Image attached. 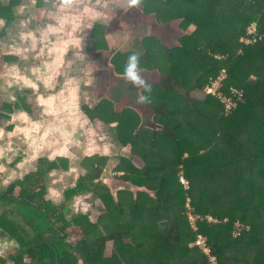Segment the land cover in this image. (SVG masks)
<instances>
[{
    "label": "trees",
    "instance_id": "trees-1",
    "mask_svg": "<svg viewBox=\"0 0 264 264\" xmlns=\"http://www.w3.org/2000/svg\"><path fill=\"white\" fill-rule=\"evenodd\" d=\"M21 1L0 0V36L14 24ZM143 1L159 5L151 8L159 22L181 19L183 30L195 27L178 47L149 35L141 43L144 52L112 57L119 74L135 53L138 69L161 75L147 89L131 86L146 97L156 129H144L135 111H118L110 99L82 106L93 123L114 124L118 143L144 163L136 167L122 157L117 168L136 193L115 196L104 179L109 158L94 156L82 159L84 174L55 206L45 201L46 181L66 171L68 161L39 159L34 172L7 188L0 181V236L11 242L1 264H264V0ZM113 30L96 22L89 50H109ZM14 58L4 55L0 65ZM20 110L30 112L25 96L0 102V129L10 128L6 124ZM217 140L223 152H208ZM79 195L104 206L96 222L81 214L67 220L68 204ZM74 234L79 238L71 243ZM199 236L209 254L196 245Z\"/></svg>",
    "mask_w": 264,
    "mask_h": 264
},
{
    "label": "crops",
    "instance_id": "crops-1",
    "mask_svg": "<svg viewBox=\"0 0 264 264\" xmlns=\"http://www.w3.org/2000/svg\"><path fill=\"white\" fill-rule=\"evenodd\" d=\"M2 1L7 2V0ZM39 1L41 7L37 5ZM137 2L138 0L134 4L130 0H86L81 3L82 10L79 12L83 17L82 22H86L87 15L94 16L95 20L86 35L81 36L82 38L75 37L76 41H80L75 44H82L81 40L84 41L83 49H81L85 50L83 59L76 58L75 61H72L71 56V23L79 19L74 15L75 11L73 10H71V16L68 14L70 17L60 16V10L64 7L67 9L70 5L67 0H63L59 6H51L50 3L45 5L42 0H35L37 6L35 5L36 8L34 7L30 12L33 13L38 8L43 10L41 18L33 21L27 17V13L22 14V6L28 2H22L23 4L21 3L15 8L16 20L14 24L5 35L0 36L2 55L15 57L13 61H7L0 65V102L12 103L16 96H25V103L30 112L16 111L9 122L12 124L7 126L10 128L0 129V177H5L2 178V181L13 177L11 180L16 182L34 172L36 169L35 157L38 154H41L40 157L43 156L54 161L60 158L68 161L66 171L60 170L50 174L57 179H65L59 186L54 185L56 179L50 181L49 178L52 177L49 175L47 181L50 183V188H46V196L52 200L54 197H59L58 190L54 192L53 186L63 189L61 199H64V193L74 186L76 180L71 182V158L74 156H76L77 167L81 175L84 174L79 167L82 159L94 156L109 158L104 179L105 182L110 181L107 177L108 167L113 162L119 164L120 159L126 157L125 152L130 149L123 147L116 140L114 124L106 126L100 122L93 123L83 113L79 98L81 99L83 92L88 93V87L93 85L92 77L95 76V65L99 61L96 56L91 55L94 52L89 50L95 23L98 20L106 21V17L109 18V10L119 8L125 15L130 14V11L137 6ZM129 4H132L131 10L128 8ZM148 13L156 15L155 11ZM170 22L158 23L169 25ZM4 25L5 20L1 18L0 31ZM13 32L19 35L18 41L9 39L7 43L6 41L3 43L6 37L11 36ZM115 32L107 35L109 50L101 49L97 52L104 54L112 51L113 57L115 53L122 51L123 48L114 50V47L111 46L110 38ZM145 36L149 35L145 34ZM85 38H88L89 41H85ZM112 57L108 60L109 67L113 69L111 76L117 77L118 80L124 78V74L115 71L111 62ZM92 61L96 64H92ZM95 81L101 83L100 79ZM132 85L140 87L136 84H131L130 87ZM82 87H87V89L82 91ZM79 89L82 93L79 92ZM106 89L107 93H110L107 86H105V91ZM132 90L141 97L139 90ZM102 99L108 98L101 95L93 105L88 103L84 106L88 105L93 108ZM115 105L118 111H123L126 108L134 111V107L126 105L123 100ZM65 130L67 136L63 134ZM122 173L124 174V172ZM64 182H67L66 186Z\"/></svg>",
    "mask_w": 264,
    "mask_h": 264
},
{
    "label": "rangeland",
    "instance_id": "rangeland-1",
    "mask_svg": "<svg viewBox=\"0 0 264 264\" xmlns=\"http://www.w3.org/2000/svg\"><path fill=\"white\" fill-rule=\"evenodd\" d=\"M67 1H68V4H70V5H68L67 9H65V7H64V9L60 10V16H62L63 18L65 16H69L71 14V10H73V11H75L74 15H76L79 19V20L71 23V37L70 38H71L72 61L73 60L75 61L76 58L81 60V59H83L82 56L85 54V50H82L83 49L82 47L84 45V41L81 40L83 45L82 44H75V42L76 43L80 42L79 40L76 41L75 37L76 36L81 37V36H84V34L86 35V33L89 30V27L92 25V22L95 20V18H94V16L87 15L88 17H86V22L85 23L82 22L83 17H81V13L79 11L82 10L81 3H84L86 0H67ZM22 2L23 3L28 2L25 4V6H22V14L25 15L27 13V17L31 18L32 19V20L30 19L31 21L36 20L37 18H41V16H42L41 13H42L43 9L38 8L35 12H33V13L30 12L34 7L36 8V6H37L35 4V0H22L21 3ZM42 2L43 3L45 2V5L50 3L51 6H53V5L59 6L63 3V0H42ZM158 6L159 5H157V4L150 6L146 3H144L143 0L142 1L138 0L137 6L135 7L134 10L130 11V14L128 13L127 15H125L119 8H117L115 10L114 9L109 10V18L106 17V21H104V22L108 25H111V28L114 29L112 32L116 31L115 34H113V36H111V38H110V43H111V46L114 47V50L119 49V48H123L122 49L123 53L130 51V50L137 51L139 53L144 52V47L142 46L141 43L143 40L142 38L146 37L145 34L155 35V36L160 37V39L163 40V42H165L169 48L178 47L179 46V38L182 35L186 34L187 32H191L195 27L193 25H191L189 27V30H186V31L183 30L181 25H180L181 19H174L169 23V25H161L160 23H158L159 21H158L155 14L148 13V11L153 12V10H151V8H157ZM131 7H132V4L131 5L129 4L128 8H130V10H131ZM79 13H80V16H78ZM149 14H152V15H149ZM74 18H76V17H74ZM98 22H102V20H100V21L98 20ZM29 23H30V21H29ZM229 38H230V36H229ZM9 39L14 40V41H18L19 35L17 33L13 32V34L11 36L6 37V39L4 40L3 43H5V41L7 43L9 41ZM85 41H89V39L85 38ZM126 41H128V42H126ZM241 41H243V40H240V42ZM74 46H76V47H74ZM91 55L96 56V58H98L99 61L97 62V64L92 61V64H96L95 65V76L92 77V80H94L93 85H90L88 87V91H89L88 93L83 92L81 99L79 98V100L81 102L80 106H84V104H88V103H91L93 105L94 102H96V99L100 98L101 95L107 96V98L112 100L115 104L119 103L120 101L123 100L126 103V105L134 107V111L136 112L138 117L141 118L140 120L143 122L144 129H147V128L156 129V127H155L156 124H154V122L152 120L151 112H149L145 101L140 100L138 93L131 89L130 85L133 83L130 80H128L125 76H124V78L119 79V80L117 77L111 76V74H113L112 73L113 69H112V67H109V63H108L109 61L108 60H110V58L112 57V51L105 52L104 54L96 52V53H93ZM3 56L4 55H2V53L0 52V59H2ZM25 56H29V55H25ZM78 56H79V58H78ZM138 75L144 81L145 84L146 83H159V81L162 78L161 75L157 71L147 70L145 68H139L138 69ZM224 76H225V72H223L222 76L220 75V80H223ZM251 78L254 80L257 79L256 73H253L251 75ZM96 79H100L101 83L96 82L95 81ZM136 85H139V84H136ZM105 86H107V88H109L110 93H107V89L105 91ZM74 88H76V87H74ZM86 89H87V87L81 88L82 91H85ZM81 90L79 89V92L82 93ZM211 90H214V89H210L209 91H211ZM115 91H116V93H115ZM203 94H204V92L203 93L202 92L201 93L200 92L194 93L195 97H197V98H203V96H204ZM11 124L8 122L6 125L10 126ZM63 134L65 136H67L66 130H65V132H63ZM71 136H72V132H71ZM156 139L160 140L158 138H156ZM158 142L159 141H157V143ZM211 145H212V147L208 152L214 151V152L219 153V154H221L223 152L224 143L221 140H217L216 143L211 144ZM216 146H217V148H216ZM161 152H164L165 155L168 154L167 157H169L171 160V156H172L171 152L167 151L165 148H162ZM154 153H155V151H154ZM125 154H127L126 157L128 159H130V157H131L130 156V150H128V152H125ZM40 155L41 154H38L37 157H35L36 158L35 164H37V161L39 159H47L49 161H54L52 159H48V158H45L43 156L40 157ZM71 160H72L71 161V182H73V181L77 180V178L81 174H80V171L77 167L76 156L72 157ZM131 161L136 167H141L144 165V163L141 160H139L137 158V156L132 157ZM119 167H120V165L116 164L115 162H113L108 167L107 172H109V174L107 175V177H108V180H110V181H108L107 183H108L109 187L114 191L115 196H116L117 192H119V191H124V192L128 191V192L135 194L136 193L135 189L131 188V185L129 183H126L125 181H123L121 179L124 176V174L117 170V168H119ZM2 178L0 177V181L5 182L4 184L2 183L3 189L7 188L10 184L13 183V180H11V179H13V177H11V179L6 177L7 179H3V181H2ZM49 179H50V181L56 179L54 182L55 186H59V184L62 183L61 181L65 180L63 178L57 179V177H55L54 175L52 178H49ZM182 183H183V181H182ZM184 183H183V185H185V187H187L186 182H184ZM64 185L66 186L67 182H64ZM70 186H73V185H70ZM46 188L47 189L50 188L49 181H46ZM53 189H54L53 190L54 192L56 190H58L59 197H54V199L52 200V198H48L45 195V201L51 202L55 206H59L61 204H64L65 203V197H64V199H61V191L63 189H58V187L55 188L54 186H53ZM185 190H187V188H185ZM68 208L70 210V214L67 215V220H70L71 215L81 214V215H87L89 217L90 221H92L94 223L97 221L98 217L102 216V214L105 213V208L102 205V203L100 201H98L97 199L93 200L92 197L89 195H79L78 197L74 198L72 200V202L70 204H68ZM187 209H190V208L187 207ZM190 211H191V209H190ZM191 216H190L191 222H192V224H195L194 223L195 220ZM77 238H79V234H74L73 237H71V239L69 241L72 243ZM200 244H201L200 246L204 245L203 242H201ZM10 246H11V242L8 239L2 238L0 236V258H4L7 260L8 255H9V249L8 248H10ZM112 253H113V243L108 242L106 245V249H105V256L109 257L112 255ZM79 264H82V263L80 262Z\"/></svg>",
    "mask_w": 264,
    "mask_h": 264
},
{
    "label": "clouds",
    "instance_id": "clouds-1",
    "mask_svg": "<svg viewBox=\"0 0 264 264\" xmlns=\"http://www.w3.org/2000/svg\"><path fill=\"white\" fill-rule=\"evenodd\" d=\"M131 3H136V0H130ZM124 76L130 80L133 84H139L144 88H149L150 86L145 85L144 81L138 75V57L135 53L129 55L127 62L124 66ZM146 99L145 96H141L140 100Z\"/></svg>",
    "mask_w": 264,
    "mask_h": 264
},
{
    "label": "built area",
    "instance_id": "built-area-1",
    "mask_svg": "<svg viewBox=\"0 0 264 264\" xmlns=\"http://www.w3.org/2000/svg\"><path fill=\"white\" fill-rule=\"evenodd\" d=\"M249 31H250V34H255V33H256V28L253 27V28H251ZM250 41H251V39H248V42H250ZM209 90H210V89H208V92H214V90H211V91H209ZM184 184H185V183H184ZM190 216H191V215H190ZM191 217H192V216H191ZM238 234H239V233H236L235 236H237ZM201 242L204 243L203 246H200V245H201V244H200ZM196 245H199L205 253L209 254V249H208V246L206 245V240H205V238H203L202 236H199V238H198V240H197V242H196ZM212 260L214 261V258H212Z\"/></svg>",
    "mask_w": 264,
    "mask_h": 264
}]
</instances>
